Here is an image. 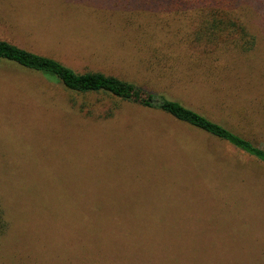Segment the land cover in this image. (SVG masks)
Wrapping results in <instances>:
<instances>
[{
	"label": "rangeland",
	"instance_id": "rangeland-1",
	"mask_svg": "<svg viewBox=\"0 0 264 264\" xmlns=\"http://www.w3.org/2000/svg\"><path fill=\"white\" fill-rule=\"evenodd\" d=\"M137 1L0 0V38L178 100L264 148V39L242 51L209 38L202 9ZM0 206V264H264V161L2 60Z\"/></svg>",
	"mask_w": 264,
	"mask_h": 264
},
{
	"label": "trees",
	"instance_id": "trees-1",
	"mask_svg": "<svg viewBox=\"0 0 264 264\" xmlns=\"http://www.w3.org/2000/svg\"><path fill=\"white\" fill-rule=\"evenodd\" d=\"M154 2L168 6L157 7L159 10L177 11L187 7L204 10L208 16L205 26L210 34L209 38L224 42L229 40L227 42L239 50L249 51L254 48L258 37L264 39V0H138L136 3L146 5ZM0 60L53 77L66 89L75 93H105L143 107L161 110L177 121L226 141L235 148L264 161V148L254 144L250 139L178 100L145 89L133 82L97 70L77 72L55 58L32 52L1 38ZM115 108L116 103L108 109V115L112 114ZM6 226L4 211L0 206V235Z\"/></svg>",
	"mask_w": 264,
	"mask_h": 264
}]
</instances>
